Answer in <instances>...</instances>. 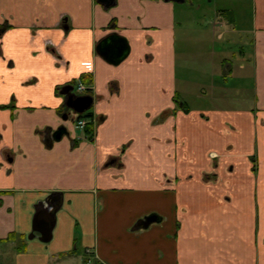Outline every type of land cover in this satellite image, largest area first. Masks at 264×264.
<instances>
[{"label": "crops", "instance_id": "1", "mask_svg": "<svg viewBox=\"0 0 264 264\" xmlns=\"http://www.w3.org/2000/svg\"><path fill=\"white\" fill-rule=\"evenodd\" d=\"M186 3L0 0V256L65 264L82 247L89 264H264V0L218 14L217 39L230 29L239 49L218 70L233 94L185 75ZM108 40L128 55L104 54ZM83 76L92 138L62 120L59 88ZM51 195L62 203L53 239H29ZM150 215L161 222L133 230Z\"/></svg>", "mask_w": 264, "mask_h": 264}, {"label": "rangeland", "instance_id": "2", "mask_svg": "<svg viewBox=\"0 0 264 264\" xmlns=\"http://www.w3.org/2000/svg\"><path fill=\"white\" fill-rule=\"evenodd\" d=\"M184 6L188 7L190 11L189 18L192 19L189 24L184 22L183 26L187 27H183V30H181L180 33L181 35L178 36L180 46L188 55V63L185 64L186 68L184 69L185 75L190 77L194 82L199 81V78L204 79L207 81V83L212 84L217 88L226 85V92L227 94H230V91H232L233 87L235 86V81L233 82L234 85L232 84L233 86H230V83L232 82L231 80L228 84L223 83L221 75H218V70L220 62L227 57L231 59L233 53L235 54L239 49L237 48V45H234L228 41L233 39V37L236 35L230 34V29L228 30L225 41H219L217 39L222 29L218 24V14L219 11L229 10L232 8L238 10L244 9V13L247 11L246 9L249 8L250 12H252V9H250L251 0H190ZM240 36L244 39L243 44L252 38V35L245 32ZM213 62H215L217 66L216 69L213 66ZM192 86H195L196 90L199 88L197 84ZM233 92L234 91H232V94ZM216 93H219L218 90H216ZM202 99L198 100L196 97L189 95L187 100L192 106H209L211 108L228 105V101H230L212 99L209 96L206 99ZM248 103L249 101L240 103V105L247 106ZM9 251H7V253L5 252L1 254L0 264H10L11 260H13V263L11 264H16V259H14L15 254L13 252L10 254ZM12 256L13 259L11 258ZM85 258L86 256L84 249L80 247V250L77 254V260L66 262L65 264H89L86 263ZM91 264L97 263L93 262Z\"/></svg>", "mask_w": 264, "mask_h": 264}, {"label": "water", "instance_id": "3", "mask_svg": "<svg viewBox=\"0 0 264 264\" xmlns=\"http://www.w3.org/2000/svg\"><path fill=\"white\" fill-rule=\"evenodd\" d=\"M101 4L106 6L113 5L115 0H98ZM166 2H174L178 4H183L186 0H165ZM103 53L107 56L119 54V61L128 55L129 48L124 47L123 44L119 42H114V40H108L101 48ZM74 87L67 85L63 88L61 94L65 96V103L68 108L73 110L75 113L83 114L88 111L93 103L94 97L92 96H80L75 94ZM61 138V135L56 137L57 140ZM52 145V141H49ZM51 195L47 200L36 205V213L33 220V229L32 233L29 236V239L38 238L43 243H49L53 239L54 229L57 224L56 215L57 212L62 208V203L55 210L52 211L50 207V200L52 199ZM161 222V218L157 215H150L140 221L134 226L133 230L137 231L140 229H148L152 224Z\"/></svg>", "mask_w": 264, "mask_h": 264}, {"label": "flooded vegetation", "instance_id": "4", "mask_svg": "<svg viewBox=\"0 0 264 264\" xmlns=\"http://www.w3.org/2000/svg\"><path fill=\"white\" fill-rule=\"evenodd\" d=\"M187 1L189 2L190 0H186V2H187ZM186 2H185V3H186ZM2 30H3V29H2ZM68 85L74 87V91H73V92H74L75 94H77V95H80V96H87V95H88V96H92V95H91V91H89V90H91V89H90V86L84 84V83L81 81V79L78 80V81H74V82H72V83H70V84H68ZM80 85H82V86L85 87V90H84V91H79V88H78V87H80ZM65 86H67V85H65ZM65 86L59 88V93L62 92V90H63V88H64ZM92 97H93V96H92ZM93 104H94V103H93ZM180 104H181V106H182L184 103L181 101ZM92 107H93V105H92ZM92 107H91L88 111L84 112L83 114H78V113H75V112H74L73 110H71L70 108H68L67 105H66V103H65V106H64V108H63L64 111H63V115H62V120H63V121H70V120L72 119V120L74 121V123H75L76 129L81 130V131H83V132H85V133H86V128H87V126L90 125V124H93V126H94V130H95V125H96V122H95V121H96V120H95L93 114L91 113V111H92ZM87 113L92 114L91 117H89V116H85ZM80 121H85V125H84L83 127H80V126H79V122H80ZM44 132H45L47 135L50 134V133L52 132L51 127H46V129H45ZM68 133H69V132H68L67 128H65V127L62 125V126H60V127H58V128L56 129L55 137H57L58 135H61V137H62L63 135H66V134H68ZM93 136H94V132H93ZM60 204H61V202H60V199H59L58 195H54V196H52V199L50 200V207H51L52 211H55V210L60 206ZM57 213H58V212H57ZM97 264H100V263H97Z\"/></svg>", "mask_w": 264, "mask_h": 264}, {"label": "trees", "instance_id": "5", "mask_svg": "<svg viewBox=\"0 0 264 264\" xmlns=\"http://www.w3.org/2000/svg\"><path fill=\"white\" fill-rule=\"evenodd\" d=\"M220 15H222V16H224V15H225V16H228L230 22L233 20V17H234V16H233V13H232L231 11H224V12H221ZM81 81H82L84 84H86V85H91V84H92V79H91L90 76H83V77L81 78ZM90 89H91V88H90ZM89 91H91V90H89ZM177 101H178V103H180V102H181V99H180V98H177ZM184 110L187 111V112L189 111V109L187 108L186 105L184 106ZM91 115H92V114L87 113L85 116H89V117H91ZM93 132H94V126H93V124L88 125L87 128H86V133L88 134V136H89L90 138L93 137ZM13 238H14V235H11L8 239H6V240H4V241H10V240L13 239ZM0 242H3V241L1 240Z\"/></svg>", "mask_w": 264, "mask_h": 264}, {"label": "built area", "instance_id": "6", "mask_svg": "<svg viewBox=\"0 0 264 264\" xmlns=\"http://www.w3.org/2000/svg\"><path fill=\"white\" fill-rule=\"evenodd\" d=\"M79 88V91H84L85 90V87L84 86H82V85H80V87H78ZM85 125V121H80L79 122V126L80 127H83Z\"/></svg>", "mask_w": 264, "mask_h": 264}]
</instances>
